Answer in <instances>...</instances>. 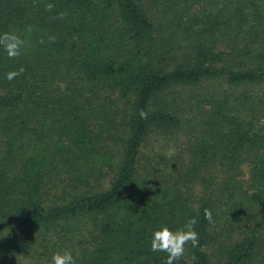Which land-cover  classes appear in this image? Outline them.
Wrapping results in <instances>:
<instances>
[{"label":"trees","instance_id":"obj_1","mask_svg":"<svg viewBox=\"0 0 264 264\" xmlns=\"http://www.w3.org/2000/svg\"><path fill=\"white\" fill-rule=\"evenodd\" d=\"M6 32L0 264H165L192 218L174 264H264V0H0Z\"/></svg>","mask_w":264,"mask_h":264},{"label":"clouds","instance_id":"obj_2","mask_svg":"<svg viewBox=\"0 0 264 264\" xmlns=\"http://www.w3.org/2000/svg\"><path fill=\"white\" fill-rule=\"evenodd\" d=\"M47 11H52L54 5L49 3L45 6ZM67 15L66 12L59 13L57 19H63ZM32 27L28 26L26 31L30 34ZM49 42L54 43L55 36L48 37ZM40 43H44L41 39ZM25 44V41L21 39L16 33H3L0 34V48L6 52L10 59H15L20 55L21 48ZM24 68L21 67L17 71H10L5 74V78L9 81L22 75ZM141 119L147 118V113L143 110L139 113ZM194 208L198 209L199 205H194ZM205 218L212 222V213L210 210H205ZM197 221L195 218L189 219L184 227L175 231L170 230L168 227H161L152 234L150 241V248L153 252H163L166 254L165 264H174L185 254V246L189 243L192 247H197L199 244L198 233L194 230ZM50 264H75V260L70 251L65 250L63 252H56L53 254Z\"/></svg>","mask_w":264,"mask_h":264},{"label":"rangeland","instance_id":"obj_3","mask_svg":"<svg viewBox=\"0 0 264 264\" xmlns=\"http://www.w3.org/2000/svg\"><path fill=\"white\" fill-rule=\"evenodd\" d=\"M159 136L156 133H153L149 136V138L146 139V142L144 143V152L147 153V151L151 148L153 149H157V148H161L164 147V143L163 141H160ZM245 169V166H244Z\"/></svg>","mask_w":264,"mask_h":264}]
</instances>
